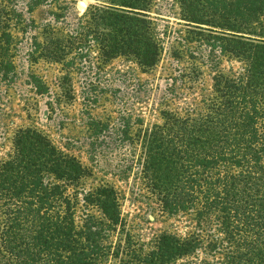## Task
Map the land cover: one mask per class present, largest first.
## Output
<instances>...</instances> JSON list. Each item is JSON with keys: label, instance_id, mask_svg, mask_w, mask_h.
<instances>
[{"label": "trees", "instance_id": "16d2710c", "mask_svg": "<svg viewBox=\"0 0 264 264\" xmlns=\"http://www.w3.org/2000/svg\"><path fill=\"white\" fill-rule=\"evenodd\" d=\"M48 1L0 0V77L14 70L12 20L23 33L40 29L41 41L33 38L29 56L60 65L64 85L92 49L99 66L122 57L147 73L162 51L150 14L158 1L178 8L189 28L182 38L189 58L204 51L201 63L214 73L210 90L183 108L161 109L159 122L134 135L141 120L129 113L118 112L112 123L91 116L97 94L82 92L81 115L90 155L138 143L140 156L126 173L135 170L144 198L160 214L189 216L194 227L185 236L160 232L148 242L134 239L124 229L119 192L110 185L85 188L91 170L25 127L0 160V264H264V0H104L76 17L72 28L62 13L50 12L39 27L24 17ZM222 58L239 69L217 71ZM200 74L178 69L164 80L158 103L180 100L185 82L199 81ZM30 84L36 95H49L39 77L32 75Z\"/></svg>", "mask_w": 264, "mask_h": 264}, {"label": "rangeland", "instance_id": "374dc122", "mask_svg": "<svg viewBox=\"0 0 264 264\" xmlns=\"http://www.w3.org/2000/svg\"><path fill=\"white\" fill-rule=\"evenodd\" d=\"M103 1L49 0L48 5L37 8L31 14H24V17L31 18L39 27L50 18V12L62 13L66 18L64 25L72 28L75 18L80 15V2L89 8L103 4ZM154 9L150 17L156 25L162 51L160 63L152 71L142 73L132 60L122 57L108 65L99 66L96 51L92 49L90 56L85 58V65L80 73L70 74V86L64 85L62 77L66 75V71L60 65L42 59L34 62L29 56L35 51L33 38L37 37L41 41L40 29L28 28L31 30L23 33L22 26H16L15 20H12L9 22V31L13 37L14 70L4 78L0 77V160L10 155L12 138L18 129L30 127L38 130L56 148L74 156L91 170L90 177L83 181L85 188L110 185L119 192L125 232L142 242H148L160 232L185 236L193 230V221L189 216L169 218L160 214L155 204L144 198L146 194L142 190L141 182L135 180V170L126 173L131 161L136 162L140 156L138 143L120 150L99 149L96 154L88 153L90 131L81 115L84 108L80 95L82 92L97 94L98 103L90 111L94 119L112 123L118 117V112L122 111L129 113L134 120H141V126L135 125L131 130L134 135L139 129L144 130L159 122L161 109L183 108L184 103L197 101L202 92L210 90L214 73L205 63H201L205 60L204 51H196L195 60L189 58L188 44L182 39L186 37L189 28L180 20L178 8L175 6L171 9L165 1H158ZM189 46L193 48L197 44L191 43ZM174 52H181L179 58L175 57ZM239 66L232 59L222 58L217 71H237ZM195 68L201 73L199 81H186L181 89L180 100L168 101L163 105L158 103L165 88V79H170L178 69L190 74ZM125 72L132 74L124 77L122 74ZM32 75L39 77L47 86L48 96L36 95L30 84ZM123 80L126 81L121 83ZM117 89L118 97L113 98L110 92ZM66 93H70L71 97H66ZM92 213L97 215L95 210ZM117 239L116 236L113 237L114 242Z\"/></svg>", "mask_w": 264, "mask_h": 264}, {"label": "water", "instance_id": "95a60500", "mask_svg": "<svg viewBox=\"0 0 264 264\" xmlns=\"http://www.w3.org/2000/svg\"><path fill=\"white\" fill-rule=\"evenodd\" d=\"M79 6H80V15H82V14L85 12L87 6H86V4L83 3V2H80V3H79Z\"/></svg>", "mask_w": 264, "mask_h": 264}]
</instances>
